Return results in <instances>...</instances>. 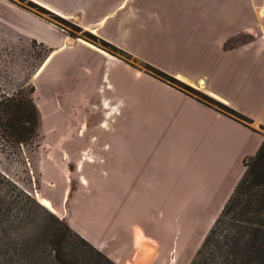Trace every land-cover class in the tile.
Segmentation results:
<instances>
[{"label":"crops","instance_id":"crops-1","mask_svg":"<svg viewBox=\"0 0 264 264\" xmlns=\"http://www.w3.org/2000/svg\"><path fill=\"white\" fill-rule=\"evenodd\" d=\"M30 1L252 121L248 128L72 38L47 19L0 0V24L14 16L21 32L48 51L36 76L56 60L55 82L76 98L61 118L84 122L83 130L76 124L69 130L92 138L87 162L98 163L96 180L107 198L117 199L116 213L111 208L114 222L106 219L110 236L103 230L95 239L78 228L79 235L115 264H186L188 242L179 231H169L178 229L177 214L180 226L184 213L208 214L191 241L203 243L243 177L244 161L264 141V0H59L60 7L54 0ZM127 37L132 50L123 43ZM86 67L91 71L86 73ZM58 111L61 115V104ZM125 118L132 122L131 132L120 126L113 131V121ZM42 205L53 210L47 200ZM151 214L159 220L166 216L158 221Z\"/></svg>","mask_w":264,"mask_h":264},{"label":"rangeland","instance_id":"rangeland-1","mask_svg":"<svg viewBox=\"0 0 264 264\" xmlns=\"http://www.w3.org/2000/svg\"><path fill=\"white\" fill-rule=\"evenodd\" d=\"M5 1L47 19L74 39H83L105 50L88 31L78 28L30 0ZM54 1L55 6H62V3H56L59 0ZM86 8L87 5L84 6V9ZM7 21L0 24V101L14 96L21 89L27 92L34 88L32 97L41 121L38 136L29 145H9L0 138V264H111L104 258L110 260L104 253L97 250L104 257L100 256L93 249V245L77 232L80 228L88 233L89 237L99 239L100 231L104 230L106 233L110 228L107 217L114 222L111 215L115 214L111 213V208L116 213L117 199L107 198L101 182L96 180L94 172H97L96 176L99 177L98 163L91 165L87 162L92 160L91 157H85L86 147L92 138L69 130L70 124H76L77 128L83 130L84 122L77 124L62 120L75 105L76 98L72 94L73 91L69 93L59 86V82H55L54 78L59 73L55 59L43 76H36L43 59L48 56V51L21 32V25L14 16ZM128 29L126 34L130 35L132 28ZM123 43L130 50L133 49L128 37L126 41L123 39ZM125 53L128 54L126 51ZM130 53L132 54V51ZM126 63L141 70L131 62ZM85 70L87 73L91 68L86 67ZM131 79L134 87H138L136 77L131 75ZM66 84H69V81ZM141 87L139 86V89ZM60 104L61 115L58 111ZM130 111L132 112L131 108L125 112L126 118L131 116ZM126 118L119 121L115 119L111 124L113 131L120 126L124 131L131 132L132 122ZM43 200L51 203L52 211L42 205ZM107 206L110 207V213L106 214L102 210ZM180 215L177 214L178 229L171 228L169 231L171 234L175 233V230L179 231L181 239L188 242L189 258L186 264H191L202 245V242L192 244L191 241H195L202 232L208 221V214L184 213L182 226ZM164 216L166 214L161 215L160 220ZM151 217L160 221L157 214H151ZM102 218L105 221H102ZM160 230L157 226L154 231L158 234ZM107 235L110 236V233Z\"/></svg>","mask_w":264,"mask_h":264},{"label":"trees","instance_id":"trees-1","mask_svg":"<svg viewBox=\"0 0 264 264\" xmlns=\"http://www.w3.org/2000/svg\"><path fill=\"white\" fill-rule=\"evenodd\" d=\"M92 37L114 56L131 62L152 77L251 128L252 121L246 116L147 63H138L115 46ZM34 92V88L27 92L21 89L14 96L0 101V138L9 145L26 146L38 136L41 119L32 97ZM244 165L243 177L191 264H264V141L257 153L244 161ZM83 242L93 248L85 240Z\"/></svg>","mask_w":264,"mask_h":264},{"label":"bare ground","instance_id":"bare-ground-1","mask_svg":"<svg viewBox=\"0 0 264 264\" xmlns=\"http://www.w3.org/2000/svg\"><path fill=\"white\" fill-rule=\"evenodd\" d=\"M261 16H264V13H261ZM202 84H203V83H202ZM202 84H201V85H202Z\"/></svg>","mask_w":264,"mask_h":264},{"label":"built area","instance_id":"built-area-1","mask_svg":"<svg viewBox=\"0 0 264 264\" xmlns=\"http://www.w3.org/2000/svg\"><path fill=\"white\" fill-rule=\"evenodd\" d=\"M248 1H254V0H248Z\"/></svg>","mask_w":264,"mask_h":264}]
</instances>
